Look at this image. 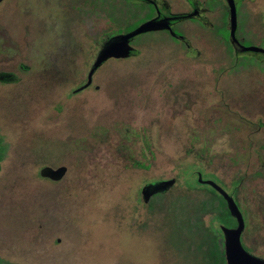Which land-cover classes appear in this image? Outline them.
Masks as SVG:
<instances>
[{
    "label": "rangeland",
    "instance_id": "374dc122",
    "mask_svg": "<svg viewBox=\"0 0 264 264\" xmlns=\"http://www.w3.org/2000/svg\"><path fill=\"white\" fill-rule=\"evenodd\" d=\"M97 1L0 0V261L211 264L213 208L201 202L218 200L201 181L234 199L240 245L264 258V65L228 47L226 4L200 38L174 35L199 56L151 22L112 39H134L135 55L104 61L70 96L97 43L141 16ZM263 10L238 7L243 47L264 50ZM44 166L67 172L42 179Z\"/></svg>",
    "mask_w": 264,
    "mask_h": 264
},
{
    "label": "flooded vegetation",
    "instance_id": "af4514ba",
    "mask_svg": "<svg viewBox=\"0 0 264 264\" xmlns=\"http://www.w3.org/2000/svg\"><path fill=\"white\" fill-rule=\"evenodd\" d=\"M244 1L252 2L254 0H233L235 4L236 12L238 7L240 8V6L243 4ZM122 2L127 4L132 11L134 10L136 12V14L141 15L138 18V21H140L138 27H142L143 25L147 24L149 21H153V22L164 21L168 23L164 28L151 31V33L154 32L162 33L172 38L173 40L178 41L185 48L186 55L188 57H193L196 55L199 56L200 52L191 45L188 38L186 39V35H185V39L181 41L177 39L178 37L174 36L176 34L178 35L182 34L181 32L180 33L178 32L179 30L182 31L180 27L185 26L189 28L188 29L189 33H191L193 37L200 38L201 36L198 33L199 29H202V31H211L214 19L221 17V15L217 13L218 7L216 5L217 3L216 0H122ZM223 2L226 4V8L223 7L222 15L225 16L226 14V17L229 18V22H230V13L227 2L226 0H223ZM263 14H264V10L262 11V16ZM143 17H147V18L145 20H141L143 19ZM113 35L120 36L123 35V33L119 32ZM133 41L134 39L129 41V45L134 49V52L130 56H134L136 53L135 52L136 49L132 46ZM231 50L232 52L234 51L232 46H231ZM234 53H236L239 56L238 60L239 59L254 60L255 59L254 56L256 55L264 56L262 54H254L248 52L241 53L234 51ZM257 62L261 63L260 61ZM242 234H243V230L239 238V244H240V240H242L243 238ZM246 253L252 255L250 253V250L249 252ZM252 256H254L259 260L264 261V258L258 257L256 255H252Z\"/></svg>",
    "mask_w": 264,
    "mask_h": 264
},
{
    "label": "water",
    "instance_id": "95a60500",
    "mask_svg": "<svg viewBox=\"0 0 264 264\" xmlns=\"http://www.w3.org/2000/svg\"><path fill=\"white\" fill-rule=\"evenodd\" d=\"M229 13H230V29H229V38L228 42L232 46L235 52H248L254 54H262L264 55V50L259 48H247L243 47L235 37V29H236V11H235V4L233 0H226ZM153 21H149L147 24ZM146 25V24H145ZM141 28V27H140ZM139 28V29H140ZM138 29V30H139ZM178 40H184L182 37H178ZM134 52V49L129 45V41L118 42L112 45H105L102 49L99 50L98 54L96 55L95 61L90 68L86 82L80 88L86 89L91 85L92 81V74L94 70L100 67V64L106 60L114 59L120 60L126 57H129ZM67 172V167L59 166L57 168H52L50 166H44L39 170V176L44 179H48L50 181L58 182L61 181ZM201 184H205L210 186L214 191H216L223 200L227 203V208L229 213L236 219V227L233 229H223V250H224V258L226 264H264L263 260H259L254 256L246 253L243 248L239 244V238L241 232L244 227L243 218L237 207L234 199L230 197L221 187L215 184L212 181H201Z\"/></svg>",
    "mask_w": 264,
    "mask_h": 264
},
{
    "label": "trees",
    "instance_id": "16d2710c",
    "mask_svg": "<svg viewBox=\"0 0 264 264\" xmlns=\"http://www.w3.org/2000/svg\"><path fill=\"white\" fill-rule=\"evenodd\" d=\"M105 1L106 0H98L97 1V4H99V6H100ZM116 1L119 2V0H116ZM139 23H140V21L136 20L134 23L130 24L129 27L127 26V27H125L123 29H118V31L116 33L122 32L123 35L115 36L112 33V34L108 35L106 37V39H101L97 43L98 49H97V52H96V54H95V56H94V58L92 60V63L90 64L88 70H90V68L92 67L93 62L95 61L96 55L98 54L99 50L102 47H104L105 45L109 44L112 41V39H114V38H119V37H122L124 35L131 34V33L136 32L140 28V27H138V24ZM227 43H228V47L231 49V46H230L229 42H227ZM247 60L250 63H253V64L255 63V64H263L264 65V61H260L261 63H259V62H257L256 60H253V59H247ZM84 83H82L80 85H77L75 88H73L72 89V92L70 93V96H72L74 94H77V93L83 91L84 89L80 90V88L84 85ZM3 157H4V149H3L2 146H0V169H1V162L3 160ZM42 179H44V178H42ZM46 180H48V179H46ZM237 183L239 184V182H237ZM206 186H208V185H206ZM208 187H210V186H208ZM214 194H213L214 197H216L217 200H218L217 206H215V204H214L213 201H209V203L208 202H205V201H202L201 202V207H204L205 209L207 207L213 208V209L210 208L211 210L208 211V216H209L208 217V223H209V228L215 230L216 233H217V235H212V234H210L208 232L209 233V243L211 242V244L214 245V247H213V249L211 251V258H212L211 264H226L225 263V258H224V250H223V238H224V234H223V231L222 230L224 228L225 229H233V228H235L237 222H236V219L229 213L228 208H227V203L223 200V198L216 191H214ZM154 197H155V195L152 197V200L154 199ZM241 216H242V214H241ZM187 222H189L190 224H192V222L190 220H188ZM243 223H244V221H243ZM246 225H247V222H246V224H244L243 229L245 228ZM0 264H9V263H3L2 261H0Z\"/></svg>",
    "mask_w": 264,
    "mask_h": 264
}]
</instances>
